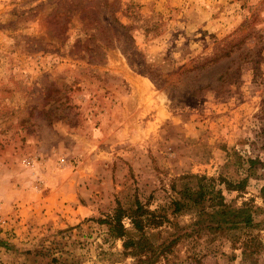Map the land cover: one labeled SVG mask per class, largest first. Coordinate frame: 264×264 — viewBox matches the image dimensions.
Segmentation results:
<instances>
[{
    "label": "rangeland",
    "instance_id": "374dc122",
    "mask_svg": "<svg viewBox=\"0 0 264 264\" xmlns=\"http://www.w3.org/2000/svg\"><path fill=\"white\" fill-rule=\"evenodd\" d=\"M263 104L264 0H0V264H135L99 222L135 200L161 221L149 242L175 240L158 264H248L240 231L190 232L199 207L171 203L244 179L218 188L262 220ZM248 233L264 264V223Z\"/></svg>",
    "mask_w": 264,
    "mask_h": 264
},
{
    "label": "trees",
    "instance_id": "16d2710c",
    "mask_svg": "<svg viewBox=\"0 0 264 264\" xmlns=\"http://www.w3.org/2000/svg\"><path fill=\"white\" fill-rule=\"evenodd\" d=\"M80 6V5H79ZM50 25V22H49ZM119 30L126 34L127 28L122 25H116ZM106 29L96 27L85 30V37L82 45L79 46L87 57L96 60L100 56L102 47L108 48L112 44V37L107 34ZM257 132L256 137L261 141V150L264 152V104L257 116ZM246 163L253 164V160L247 159ZM244 179L236 183H228L224 179L198 177L196 180L195 190L186 191L183 194V200L172 201L173 212L178 213L184 208L199 207V216L201 220L194 223V229L190 232L199 233L206 230L208 233L216 234L220 232L235 233L240 231L243 237L241 239L232 236V243H238L240 256L248 264H256L257 256L262 249V243L257 236L248 233L251 229L258 227L260 223H264V212H262V220L255 222V214L252 208L246 204L238 208H232L224 201L221 190L218 188L220 184H226L227 191H241L244 186ZM260 197L264 203V185L259 190ZM208 209L209 212L205 210ZM127 218L132 229L138 234L136 239L125 238V229L122 219ZM103 222L107 226L108 234L114 239L122 242V250L124 256H132L136 259L135 264H158L161 257L165 256L175 244V240L159 245H153L149 242L144 234L147 227H157L161 223L159 218H155L146 208H144L137 200H135L128 209H123L117 204L111 216L107 217ZM236 243V244H237Z\"/></svg>",
    "mask_w": 264,
    "mask_h": 264
}]
</instances>
